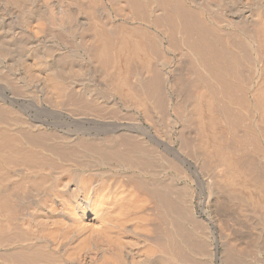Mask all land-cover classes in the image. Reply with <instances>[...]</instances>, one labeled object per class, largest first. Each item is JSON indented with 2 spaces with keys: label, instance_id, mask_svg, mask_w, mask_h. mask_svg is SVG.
<instances>
[{
  "label": "bare ground",
  "instance_id": "6f19581e",
  "mask_svg": "<svg viewBox=\"0 0 264 264\" xmlns=\"http://www.w3.org/2000/svg\"><path fill=\"white\" fill-rule=\"evenodd\" d=\"M98 1L0 0V125L12 124L14 127L18 117L14 116L13 108L22 110L27 104L32 105L31 99L36 102L39 99L47 106L65 108L68 112H65L66 117L74 122L83 125L97 122L87 113H97L105 104L100 102L99 95L77 85L92 76L103 81L104 92L115 96L121 92L119 94L133 97L137 109L153 117L161 111L164 114V108L166 110L171 101L177 102L181 89L188 87L191 97L188 95L190 99H187L191 100V111L193 114L198 112L200 121H205L210 140L214 133L211 112H220L214 107L215 103L221 108L218 116L226 121L225 127L229 126L231 131L237 128L241 112L237 115L233 111L238 112L243 107L242 84L252 79L254 66L258 65L261 75L258 74L260 77L257 78L258 93L254 106L261 117L257 134L264 141V0ZM102 2L113 7L112 13L121 18L124 29L105 14L107 11H103ZM70 6L74 9L71 10ZM11 23L16 26L11 27ZM49 36L61 45L72 47L76 53L70 57L65 52L56 56L58 59L53 56L56 54H50L57 62L49 64V45L46 42L41 44L40 40H48ZM164 39L167 42L165 49L177 60V67L168 72L155 60L159 58V43ZM142 53L143 60L139 58ZM138 59L144 62V65L141 64L145 67L136 73L130 83L128 73L136 70L134 64ZM148 60H152L151 63ZM199 82L205 85L201 86L202 90ZM210 102H215V110L211 112ZM33 103L35 106L36 103ZM100 104H104L102 108ZM172 112L174 114L175 111ZM29 122L25 119L26 127H22L24 124L21 123V127L16 126L17 129L9 133V130L0 127V264H240L241 256L229 248L226 244L228 239L224 243L216 237V234L220 236L223 233L219 232L221 229L218 231L219 224L210 227L209 221L201 214L197 215L194 206L197 192L190 184L182 188L176 185L174 177L167 174L166 167L156 158L157 153L156 156L142 153L141 145L125 135L113 137L110 141L108 138L100 142L94 138H82L64 144L59 142L60 138L56 139L57 142L52 139L53 133L48 134V130L41 127L43 122L40 119ZM218 123L222 127V123ZM242 131L239 132L240 137L244 134ZM235 132L232 133L235 135ZM237 136L234 137L240 139ZM231 138L226 137V140L224 137V140L231 141ZM243 138L248 140L246 135ZM49 139V142L54 140L55 143L49 145ZM237 141L232 145L240 148ZM20 144L24 148H27L24 145L31 146V149L38 145L43 151L50 152V159H54L46 162L44 159L49 158L24 152ZM243 147L236 148L237 152ZM223 154L226 157L229 152ZM225 159L226 162L228 159ZM63 163L81 164L80 168L104 164L121 170L119 176L123 185L117 183V188L112 186L110 179L108 181L103 177L104 171L102 174L92 169L90 175L86 171L88 177H84L85 173L81 176L77 171L70 170L73 166L60 165ZM15 164L22 167L16 170L20 176L8 183L6 180L10 178L5 168ZM227 165L224 171L220 170L229 183L231 177L227 172H231L229 167L233 165ZM207 194L199 193V203L203 207L210 201Z\"/></svg>",
  "mask_w": 264,
  "mask_h": 264
},
{
  "label": "rangeland",
  "instance_id": "374dc122",
  "mask_svg": "<svg viewBox=\"0 0 264 264\" xmlns=\"http://www.w3.org/2000/svg\"><path fill=\"white\" fill-rule=\"evenodd\" d=\"M98 2H100V1H98ZM102 4H103V7H102L103 8V11H105V10L107 11V12H105V14L107 16H109L111 20L114 21V19H115L116 23L118 22L117 25L118 26L119 25L121 26L122 20L117 15L115 16L113 14L114 12L112 13V11H114V10H112L113 7L110 8L111 7L110 5H107V4L103 3V2H102ZM1 6H2V4H1ZM1 6H0V8L2 9ZM70 9L72 10V9H74V7L71 8V6H70ZM112 14L115 16V18H113L114 16ZM14 26H16V24L15 23H11V27H14ZM121 28L124 29V27H122V26H121ZM40 40H41V44H42V42H43V44L46 42V44L48 43V45H49V47H48V54H49L48 63L49 64L52 63L53 65H55V63L57 62V59H58L56 56H59V54L62 55V53L64 54L66 52L65 54H70V57H72V55H74V52L75 51L72 50V47H69V46L66 47L63 44L61 45V43L59 41L55 40L54 38H51V36L48 37V40L45 39V38H40ZM159 45H160V50H159L160 53H157L158 56H159V58L157 57V54H156L157 59H155L158 62L157 63L158 66L161 67L166 72L170 71L171 69L173 70L174 67H177V60H176V58L174 59L173 55L170 54V53H168V51L165 49V47H167L166 40L164 39L162 42L159 43ZM57 53H58V55H57ZM50 54H52V55L53 54H56V55H53V56L56 57L57 59L54 58V57H52V55H50ZM143 54L144 53H142V55L139 58H141V57L143 58V56H144ZM150 58H147V59H150ZM142 60H141V62H139L140 61L139 59L135 61L137 63L134 64V67L136 66L137 68H139L138 70L135 67L136 70L134 69V71H132L131 74L128 73V79L130 77V79H129L130 83L132 81L131 79H133L135 77L136 73H139L140 70H142V67H143L142 64L144 65V62H142ZM151 61H149V62L151 63ZM120 64L123 66L122 63H120ZM137 65L138 66L140 65V66L138 67ZM140 67H141V69H140ZM171 67H173V68H171ZM253 71H254V76L249 81V82H251V84L249 82L244 83L245 85L242 84L243 86H242L241 89H242V91L244 90L243 91L244 92V95H243V92L241 94H242V98H243V96H244V98L242 99V102L243 103H241V104L242 105L244 104V105H243V107L241 105L240 106L243 109L242 108L239 109L238 112L233 109L234 110L233 112L236 113L237 115L241 112L239 114L240 117L235 114L237 117H239L237 119V126H235V127H237V128L240 127L238 129L239 132L241 130L244 131V134H242L243 131L241 133L242 134L241 135L242 138L240 137V135H239L240 133L237 131V128H234L233 127L236 130V132H237V133L235 132V135L237 134L238 135L237 137H240V139L234 137L235 135L232 132L235 131V130L231 131L232 128H230L229 126H228V128H230V130H229V132H227L228 131V128L225 127V126H227L226 121L223 120V119H221L222 118L221 116L220 117L218 116V115H220L218 113L221 112V110H220L221 108L219 107V105L217 106V103L214 102L215 103V106H214V103H211L210 102L212 104V107L210 109V112L212 110H215L213 108V106L216 109H218L220 112L217 113L216 110L211 112V114H212L211 121H212V125H213L212 128H213V132L214 133L212 134V136H213L212 138L213 139H210L209 140V138H210L211 135L209 133V130L208 129H205L206 128L204 126L205 121L204 120L200 121L198 112L197 113L194 112V114H195L194 115L193 114V110L191 111V100L189 101V99H190L189 96L191 97V95H190V93L188 94V92H190V90H188L189 89L188 87H187L188 89L186 88L188 91L185 88L184 89H181V91H180L181 93H179V96H178L179 97L178 98L179 100L177 99V102L178 103L175 102V101H171L170 102V105L168 106V108L166 107L167 108L166 110L164 108L165 113H164V111H163V113L166 115L165 117H164V114H162V111L159 113V115L153 117V116H151V114L144 113L141 110L137 109L133 97H131V96L127 95V94L125 95L123 92H122L123 95L119 94V93H121V92H119L118 94H116L117 96H115V95H109L106 92H104L105 89H104L103 81L100 80L98 77H95L94 78L92 76H88V77L84 78L83 79V82L81 81L82 83H77V85H78V87L82 86L81 89L82 88H84V89H90V91H93L94 92L93 94L99 95L100 96V102L102 101V103L105 104V105L104 104H100L99 107L100 108L103 107L102 108L103 110L99 108L100 110L98 111V109H97V111H98L97 113L98 114L96 112H94L95 110L92 111L95 114L94 113H87V114H90L91 115V116L89 115L90 117H94L96 119L95 121H97V122H94L91 125H83V124H80L78 121L77 122L75 121L77 123V124H75L74 121H72V120H70V119H68L66 117V115H65L66 113L65 112H67V110L65 108H62L63 110L64 109L66 110V111H63L62 109L52 107V105L49 106V104L47 106L46 104L42 103L41 100H39V99L37 100V102H36V100L31 99V101H32V102H30L32 104V105H30L31 107L27 104V107L23 108L24 110L23 109L20 110L18 107H14L13 108V111L15 110L14 111V114H15L14 116L15 117H18L17 118L18 119V121H17L18 124H17V122L13 123L14 124V127H12L13 125L11 123H9V125L11 124L12 126L11 125L10 126H7L6 124L5 125L1 124L2 126L0 125V127L1 128H5L6 130H9L8 131V133H9L10 131H12L14 129H17L18 126L21 127V125H20L21 123H22V125L24 124L22 127H24V126L26 127L27 124H25V119H28L30 121L29 123H31L32 121H35L36 119L37 120L40 119V121L43 122L42 124L44 125L43 126L41 124V127L42 128L44 127L43 128L44 130H48V134L49 133H51V134L53 133L52 134V139H55V141L57 139V141H58L59 140L58 138H60L59 142H62V143L64 142V144H69L68 142L70 141V143H71V142H73L72 140H74V141L75 140H83L82 138H85L87 140L89 138L91 140H93L92 138H94L95 140H97L98 142H100L102 139H107V138H108L107 140H109V141L110 140H113L112 139L113 137L115 138L116 136H119V135H125V136H128L130 138L132 137L133 138V139L131 138L132 140H135L136 142H138L141 145L140 146V149H142V150L144 149V151L141 150L142 153H153L154 155L157 153L158 155H160L158 157V155L156 154L157 155L156 158H159L158 159L159 160V163L161 164V162H162L161 165L164 166V167H166V170L168 171L167 174L168 175H172L174 177V182H175L176 185H178L180 188H182L183 186L186 187V186H189V184H190V186H192L194 188V190L197 192L196 195H195V200H194L195 211H196V213H198L197 215L199 216L201 214L204 219H206L207 221H209L210 222V227L211 226H217L219 224L218 225L219 226L218 231H219V229H221L219 232L220 233L223 232V233H221L220 236H219V234H216V237H218L219 239L221 238L220 240L222 242H224V243H226L225 241H227V239H228V243H226V244L229 246V248L230 249H233L232 251L234 253L240 254V255H238L239 257L241 256L240 257L241 259L239 258L240 264H248V263L249 264H264V198H263L264 197L263 196L264 195V185H263V183H264V150H263L264 149V141L257 134L258 130H256V129H257V126L260 123L259 121H261V117H260V113L259 114L257 113L258 111L256 110V107L254 106L255 105V101H256L255 98H256V95L258 93V88H257L258 87V85H257L258 84V79L257 78L260 77V75H261V69L257 65V66H254ZM258 74H260V75L258 76ZM83 83H84V85L85 84L86 85L84 86ZM246 84H248V85H246ZM199 85H200V82L198 83V86ZM86 86H87V88H86ZM88 86H90L91 88H88ZM93 86H94V89H93ZM201 86H205V85H200L199 88ZM101 87H102L103 90L101 89ZM91 89H93V90H91ZM202 89H203V87H201L200 90H202ZM251 90H253V91H251ZM95 91H97V92H95ZM182 92H183V94H182ZM101 95L103 96L102 98H101ZM184 95H185V97H184ZM123 96H125L126 98L123 97ZM107 97L108 98L110 97V99L109 100L106 99ZM112 98H114V99H112ZM119 98H121V99H119ZM187 98H189V99H187ZM122 99H123L122 102H118V101H121ZM124 99H126V100H124ZM33 101L36 103L35 106H34ZM108 101L110 102V104L114 103L117 106L115 105L114 106L115 108L112 107L114 104L110 105L108 103ZM184 101H185V103H184ZM187 101H189L190 104ZM40 102H41V104H40ZM216 102H217V100H216ZM245 102H246V105H245ZM247 102L249 103V106L247 105ZM122 103L126 107H124V105ZM181 103H182V105H181ZM179 104H180V106H179ZM218 104H219V101H218ZM102 105H104V106H102ZM189 105H190V108H189ZM38 106H39V108H36ZM176 106H177V108L179 110L177 108H176V110H174ZM40 107H41V111H40ZM110 107H112L113 110ZM53 108H55V109H53ZM209 108H210V106H209ZM114 109H115V111H114ZM246 109H247V111L248 110L249 111L251 110V111L250 112L248 111L249 112L248 113V112H246ZM177 110H178V112L181 115L178 114ZM184 110H186V111H184ZM100 111H102L103 113L100 112ZM172 111H175L174 114H173ZM214 112H216V114ZM67 114H68V112H67ZM167 114H168V116H167ZM252 114H253V117H252ZM60 115H61V117H60ZM214 115H216L218 117H216ZM148 116L151 117V118H149ZM185 116H186V118H185ZM192 116H194V117L196 116L197 118H194ZM35 117H37V118H35ZM142 117H145V118H142ZM188 117H190V118H188ZM20 118H22V119L24 118V119L22 120ZM102 118H103V120H102ZM196 119L198 121V124L201 125L200 127H201L202 133L200 131V127L197 124ZM185 120H187L188 122L185 121ZM222 120L224 122H222ZM256 120L258 122H256ZM45 121H46L47 124L44 123ZM201 122L202 123L204 122V123L202 124ZM218 122H221L222 123L221 124L222 127L224 126L226 129L224 127L222 128L221 126H219L220 123H218ZM96 123L97 124L99 123V124L97 125ZM238 123H240L239 126H238ZM51 124L54 125V126H52ZM194 125H195V127H194ZM3 126H5V127H3ZM218 127H220V128H218ZM251 130H253V132ZM223 131L226 132V133H224ZM218 132H219V134H218ZM5 133L7 135H9L6 131H5ZM220 135H223V136L220 137ZM244 135H246V137L248 139L246 141H248V142L250 141L249 143L246 142L245 139L243 138ZM229 136H232V138L229 137ZM224 137H225V139H226V137L228 139L231 138L230 139L231 141H233L235 139H236L235 141L238 140L237 142L241 145L240 146L238 144V146H240V148L244 145V147L242 148V150H239V151H241L243 153H240L239 151L237 152L238 149L236 150V148H239V147H236L235 148V145H232L233 143H235V141H233V143L231 144V141H225L224 140ZM249 137H250V139H249ZM109 138H111V139H109ZM220 138H221V140H220ZM228 139H226V140H228ZM251 139H253L252 141H254L253 142L254 144L252 143ZM212 140H214V141H212ZM218 140L223 142V143L220 142L221 143L220 146H219L220 143L217 142ZM49 141H51V140L50 139L48 140L49 145L55 143L54 140L52 142H49ZM140 141H142V142H140ZM204 141H205V143L211 141L212 144L210 142V143H207V145H206L204 143ZM21 143H23V142H21ZM227 143L229 144V146H227ZM259 143H260V145H259ZM222 144L223 145L225 144L224 147H223ZM20 146H21V148H22V150L24 152L31 153L33 155L39 156L40 158H43V157L44 158H49L47 160L43 158L44 161H46V162L49 160L48 162L50 163V162H52V159H54L53 157L50 159V157H51V155L49 154L50 152L43 151L42 150L43 148L40 147V146H38V145L37 146L35 145L36 146V147L34 146L35 148L32 146V149L34 148L33 150L30 148L31 146L24 145L27 148H24L21 144H20ZM217 146H219V147H217ZM220 147L223 148L224 151H226V152H223V150ZM226 147H228V149ZM190 148H192V149H190ZM229 148L231 149V153H230ZM212 149L214 151L215 150L216 151L213 152ZM218 150H219V153H216V152H218ZM245 150H247V151H245ZM40 152H42V153H40ZM228 152H229V154H228ZM235 152H237V154ZM2 153H5V152H2ZM214 153H216L217 155H215ZM223 153L228 154V155H226V157H225V155ZM48 155H50V156H48ZM208 155H209V157H208ZM247 155L249 156V158H248ZM220 156L223 157V158H221ZM230 157H231V159H230ZM225 158L228 159L226 162H225V160H226ZM160 159H161V161H160ZM220 159H222V161L225 164L222 163V161H220L221 162V164H220V162H218ZM165 160L168 161V164L169 165L167 164V161H165ZM228 161L229 162L232 161V162H230V164H229ZM64 164H66L67 167L69 165L70 166H73V168H70V170L71 171H74L75 170V172L77 171L78 174H81V176L84 175V173H85L84 177H88L90 175L92 169L99 170V171L102 172V174H103V171H104L105 173H104L103 177L105 179L107 178V180L110 179V183L112 182L111 183L112 186H114V187L117 188V185L118 184L119 185H123L122 184V179L120 177L121 174H122V171L121 170H118V169H112L111 167H108L107 165L101 164V165H95V167H93L94 165L89 166V165L86 164L87 166H89V167H86V168L85 167L80 168L82 166L81 164H76V166H75V163H74V165L73 164L71 165V163H63V164H60V165H64ZM227 164L229 166H232L233 165V167H229ZM15 165L8 166L9 168H7V169L5 168V172L7 170L6 175L8 174L7 175L8 176V179L10 178V180H6V181H8V183H11V181L17 180L18 179V176H20L17 171L19 169H21L22 167L20 168V166H21L20 164H18L19 166L18 165L15 166ZM86 165H83V166H86ZM170 165H171V167H169ZM226 165H227V167H229V169L231 171V172H227L228 175L231 178L230 179L228 177L227 178L231 182H233V183H231L230 181H229V183H227L228 181L225 179L226 178V176H225L226 173H224L225 174L224 175L225 177H223V172L221 170L224 171ZM234 165H236V167ZM240 165H241V167H240ZM218 166H220V167L218 168ZM60 167L61 166H59V168ZM174 167H175V169H174ZM234 167H235L236 171H235ZM239 167L241 168V170L239 169ZM218 169L219 170L221 169V170L219 171ZM86 171L89 174H87ZM179 171H182L184 173H182V172L179 173ZM241 171H242V173L239 175V173ZM176 172H177L178 175L176 174ZM234 172H235V174H234ZM231 173H233L232 176H234V177L231 176ZM86 174L88 176H86ZM218 174H220V175H218ZM12 175H13L14 178L12 177ZM15 175H16V177H15ZM111 175H113L114 177H112ZM185 175H187V176H185ZM106 176H110V177L108 178ZM195 177H197V178L195 179ZM119 180H120L121 183L119 182ZM217 181H219V182H217ZM253 181H254V183H253ZM229 184H232V185H229ZM234 185H235V187H234ZM257 185H259V187ZM221 186H223V187L221 188ZM229 186H232L234 189L232 187H229ZM262 187H263V191H262ZM257 189L258 190L260 189V190L258 191ZM228 191H230V192H228ZM199 193L200 194L201 193H203V194H207L208 193L207 194V197L209 196L208 197V200L210 199V201L208 202V204L205 207L201 206V204L199 203L200 200H201V198L199 196ZM222 236H225V238L222 237ZM237 250H238L239 253L237 252ZM242 252H243V254H242ZM242 260H243V262H242ZM244 262H246V263H244ZM214 264H220V263L219 262H215Z\"/></svg>",
  "mask_w": 264,
  "mask_h": 264
}]
</instances>
